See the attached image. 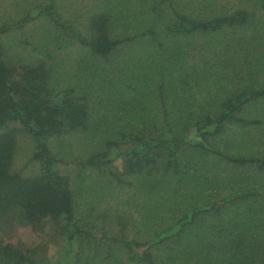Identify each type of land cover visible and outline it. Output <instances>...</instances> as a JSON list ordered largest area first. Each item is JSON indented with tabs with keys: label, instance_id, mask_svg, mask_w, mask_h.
I'll return each instance as SVG.
<instances>
[{
	"label": "trees",
	"instance_id": "trees-1",
	"mask_svg": "<svg viewBox=\"0 0 264 264\" xmlns=\"http://www.w3.org/2000/svg\"><path fill=\"white\" fill-rule=\"evenodd\" d=\"M5 1L0 264H264V0Z\"/></svg>",
	"mask_w": 264,
	"mask_h": 264
},
{
	"label": "rangeland",
	"instance_id": "rangeland-1",
	"mask_svg": "<svg viewBox=\"0 0 264 264\" xmlns=\"http://www.w3.org/2000/svg\"><path fill=\"white\" fill-rule=\"evenodd\" d=\"M10 0H6L4 2V4H6V6H8V4ZM75 55V54H74ZM180 58H184V57H180ZM192 63L191 68L194 67L196 69V71L193 74V78L189 81V83H197L199 84V86L197 87V89H213L216 85H218L219 83V77H217L212 69L207 68L206 69V55L202 50H195V51H191L190 55L188 57ZM264 104L262 105L263 108ZM264 111V109H263ZM227 133V137L230 138L231 143L227 142V148L223 147V150H230V151H234L235 153V149L231 147V144H240V143H245L248 142V139L246 138V136L251 135L252 137L255 136L256 134H249L245 131L242 132V128L233 131L232 128L226 132ZM254 141V139H253ZM237 149H241L239 148V146H236ZM220 150V149H219ZM236 155V153H235ZM228 153H224V157H228ZM113 157V164L114 166L118 169V170H122L124 167V162L122 161V158H119L117 156H115V154H112ZM231 170H228V172ZM240 174L239 171H235L236 175L239 174V178L236 179L235 181L238 183H245V180H243V171H248L246 169H243V167H240ZM228 176V175H225ZM225 179H229V177H226ZM232 179V178H231ZM230 182V181H228ZM222 183L223 186H228V185H232V183ZM212 184V183H211ZM219 192L224 191V189H229V187H219ZM15 227V226H14ZM14 227L12 229H10L11 231L14 229ZM15 234H16V239H20L23 240L24 244L26 245V247H28L29 249L31 247H34L35 245H38L39 243H42L45 249V252L47 254V256L49 258L51 257H56V256H60L63 255L65 253L66 250V246L67 243L63 240V236L61 234L55 233V230L53 227H50L49 229L47 228V230L40 235H36V233L30 231V229L28 228H24V227H20L18 229L15 230ZM64 248V251H63ZM65 264V263H64Z\"/></svg>",
	"mask_w": 264,
	"mask_h": 264
}]
</instances>
